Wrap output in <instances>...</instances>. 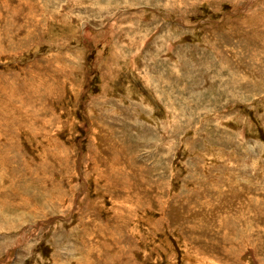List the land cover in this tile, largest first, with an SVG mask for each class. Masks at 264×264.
<instances>
[{
	"label": "rangeland",
	"instance_id": "rangeland-1",
	"mask_svg": "<svg viewBox=\"0 0 264 264\" xmlns=\"http://www.w3.org/2000/svg\"><path fill=\"white\" fill-rule=\"evenodd\" d=\"M0 264H264V0H0Z\"/></svg>",
	"mask_w": 264,
	"mask_h": 264
}]
</instances>
